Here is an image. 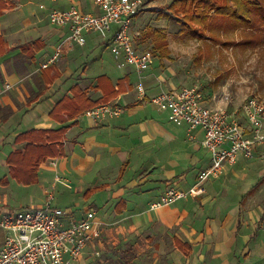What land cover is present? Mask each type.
Masks as SVG:
<instances>
[{"label":"crops","instance_id":"crops-1","mask_svg":"<svg viewBox=\"0 0 264 264\" xmlns=\"http://www.w3.org/2000/svg\"><path fill=\"white\" fill-rule=\"evenodd\" d=\"M72 4L96 11L91 0H0V154L7 165L3 176L8 177L0 184V209L42 206L51 189L57 191L54 196L90 202L73 213L65 211V224L92 214L99 229L98 237L70 264L263 262L260 146L253 157L239 156L226 164L219 178L205 181L202 194L149 210L169 186L189 188L210 164L202 130H189L183 121L173 120L169 110L150 101L162 90L188 85H180L155 57L138 74L121 59L106 60L104 52L95 55L96 45L107 46L98 34L84 45L70 40L68 27L52 24L47 14ZM60 42V59L40 68ZM74 85L92 100L118 104L122 112L103 119L84 112L74 123L65 113H52L57 102L73 96ZM200 89L206 104L220 103L222 90ZM228 112L248 126L241 104L231 99ZM69 123L61 140L63 155L42 161L34 182L23 184L8 175L6 159L18 147L13 140L19 133ZM59 173L64 177L60 189L55 178ZM12 180L20 185L12 186ZM21 191L24 197L15 200ZM3 234L0 230V242Z\"/></svg>","mask_w":264,"mask_h":264},{"label":"built area","instance_id":"built-area-1","mask_svg":"<svg viewBox=\"0 0 264 264\" xmlns=\"http://www.w3.org/2000/svg\"><path fill=\"white\" fill-rule=\"evenodd\" d=\"M144 2L91 0L95 12L83 11L77 4H72L64 9L52 8L47 16L52 24L67 26L68 38L78 45L86 43L88 34H99L115 58L123 60L141 74L149 67L153 52L134 45L130 27L135 16L144 8ZM62 52L63 42H60L40 68L55 63ZM137 90L143 92V86L138 84ZM204 98L203 91L195 86L162 90L150 98L158 108L169 110L173 120L186 123L189 130H202V146L210 154V164L200 170L195 183L189 188L169 186L149 204V210L202 194L205 181L219 178L226 164L234 163L239 156L253 157L256 146L264 142V101L259 97L250 96L242 105L247 127L230 117L228 105L231 95L227 89L221 91L217 105L206 104ZM121 112L118 104L105 103L85 113L103 119ZM55 178L59 179V176ZM52 200L53 195L49 194L42 206L0 209V230L4 232L0 242V264H70L81 257L90 240L98 237V222L92 214L65 224V210L53 205ZM258 264H264V261Z\"/></svg>","mask_w":264,"mask_h":264},{"label":"rangeland","instance_id":"rangeland-1","mask_svg":"<svg viewBox=\"0 0 264 264\" xmlns=\"http://www.w3.org/2000/svg\"><path fill=\"white\" fill-rule=\"evenodd\" d=\"M170 2L171 0H145L144 8L135 16L136 25L130 28L134 45L138 49L152 50L153 57L158 58L163 66L168 67L169 72H173L172 77L175 76L174 78L180 81V85L206 87L215 91L227 89L234 104L241 106L250 96H257L264 101V45L255 47L240 45L241 33L238 30L226 35H218L220 42H213L209 37L204 39L188 37L179 31L180 24L168 12L167 6ZM150 28H161L167 35L169 47L167 57H160L151 39L144 36V32L150 31ZM98 35L90 33L86 39L96 38ZM226 40H232V43L227 45ZM94 49L95 55L104 52V59L112 60L113 55L109 47L98 44ZM258 146L262 150V153L258 154V160L264 161V142ZM6 172L5 158L0 154V177ZM58 176L56 187L60 189L64 185L62 182L64 177L60 173ZM19 185L12 180V186ZM54 192L57 193L56 190L51 189L46 194V198L50 193L54 196ZM18 193L21 196L15 200L22 199L26 192ZM55 196L53 205L62 207L66 212L73 213L82 209L84 205H90V202L70 201L71 197L66 200L63 196ZM259 196H264V182ZM12 205H15L14 202ZM17 208L21 209L20 206Z\"/></svg>","mask_w":264,"mask_h":264},{"label":"trees","instance_id":"trees-1","mask_svg":"<svg viewBox=\"0 0 264 264\" xmlns=\"http://www.w3.org/2000/svg\"><path fill=\"white\" fill-rule=\"evenodd\" d=\"M167 9L180 24L179 31L188 37H209L213 42H220L218 35L238 30L241 33L240 45H264V0H171ZM144 36L151 39L160 57L169 55L167 35L161 28H150ZM231 41L226 40L225 43L229 45ZM71 90L73 96H65L51 110L52 113H65L68 120H73L71 123L77 116L104 103L88 98L76 85ZM69 125L19 133L13 140L18 147L6 159L8 175L23 184L34 182L42 161L63 155L61 140ZM7 182V176L0 178V184Z\"/></svg>","mask_w":264,"mask_h":264}]
</instances>
